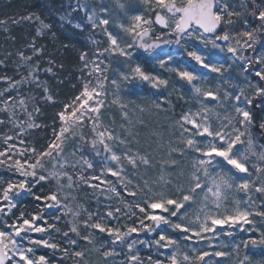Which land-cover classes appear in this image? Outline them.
I'll use <instances>...</instances> for the list:
<instances>
[{"label": "snow or ice", "instance_id": "obj_1", "mask_svg": "<svg viewBox=\"0 0 264 264\" xmlns=\"http://www.w3.org/2000/svg\"><path fill=\"white\" fill-rule=\"evenodd\" d=\"M9 19L35 22L36 29L24 50L15 53L17 69L26 74L0 76L7 85L0 89V113L6 116L0 125H10L14 133L0 135V168L11 174L0 179V264H223L214 258L233 253L232 264H264V258L248 253L264 249V227L254 219L264 223V0L68 3L55 21L66 33L62 47L75 36L92 47L79 52L80 89L55 113L52 138L40 148L25 139L42 127L33 117L40 107L34 103L29 112L28 98L17 102L10 93L35 85L42 102L55 103L35 58L46 50L38 39L49 33L55 39L56 33L53 23L35 12ZM47 63L43 71L55 75L51 54ZM179 81L187 93L180 92ZM139 85L156 90L148 108L157 113L174 116L172 97L178 93L187 105L167 125L150 131L155 149L148 140L138 149L130 146L140 144V133L129 117L135 101H125L122 93ZM17 103L27 120L17 118ZM113 105L124 121L121 131L114 120H104V110ZM136 124L147 127L143 119ZM161 150L166 158L157 159L153 152ZM82 187L99 194L97 204L103 196V210L89 211L77 200L74 193ZM230 191L245 194L234 196L231 207L224 195ZM23 197L37 202L38 210L14 211ZM48 209L59 215L46 216ZM48 217L56 222L69 217L67 230ZM237 232L251 235L235 242ZM140 246L150 254L142 256Z\"/></svg>", "mask_w": 264, "mask_h": 264}, {"label": "trees", "instance_id": "obj_2", "mask_svg": "<svg viewBox=\"0 0 264 264\" xmlns=\"http://www.w3.org/2000/svg\"><path fill=\"white\" fill-rule=\"evenodd\" d=\"M74 3V0H0V20H7L11 17L17 19L22 15H27L30 12L38 13L46 23H53V31L56 33V38L53 39L51 34H47L43 38L38 39L39 44L46 46V50L43 56L39 57L45 61L50 58H54L56 66L54 67L55 75L48 74L46 76L47 85L54 96L55 103H44L40 97L43 95L41 89L34 85L23 87L21 92L28 98L30 104H37L41 112L39 114L34 113V117L42 127L36 128L30 131L29 140L31 143L40 148L47 144L52 136V128L54 125L55 113L62 107V105L68 102L80 89L81 82L79 77L81 76L80 68L81 63L79 61V52L85 48H91L86 38L81 36H75L72 43L69 44L67 49L62 45L67 43L64 39L65 30L61 29L55 22L59 14H62L66 10L68 3ZM66 28L68 26H65ZM36 26L31 23H19L13 25L10 33L0 34V60H4L7 64L6 67H0V75L10 70H14L13 60L16 58V52L18 50H24L27 43L31 41V38L35 35ZM12 53L11 56H7V53ZM63 64V68L59 65ZM35 97V101L31 97ZM58 123V122H56ZM8 126L0 125V135L5 133L12 135L8 131ZM25 210L27 212L36 211L37 202L33 201L31 197H24L17 210ZM49 256L52 254L46 251Z\"/></svg>", "mask_w": 264, "mask_h": 264}, {"label": "rangeland", "instance_id": "obj_3", "mask_svg": "<svg viewBox=\"0 0 264 264\" xmlns=\"http://www.w3.org/2000/svg\"><path fill=\"white\" fill-rule=\"evenodd\" d=\"M109 3L112 2V0H108ZM115 10V9H114ZM41 17V16H40ZM43 19V18H41ZM8 23L6 25H0V34H8L10 33L13 25V23H11L10 19H7ZM23 23H31L33 25L36 26L35 22H28V21H22ZM5 28H7L8 30L5 31ZM173 48H175L176 46L173 45ZM26 54H31L30 52H26ZM35 59H39L40 61V73H39V77L42 81H47L46 76L50 73H45L43 71L44 68H47L49 65L47 63V60L43 61L41 60L39 57L35 58ZM35 59L33 61V63H35ZM19 62V58L16 56V58L13 60V65L15 66L14 70H10L9 72H5L4 74L0 75V76H8V77H12L13 79H20L21 75L26 74L25 69H17V63ZM192 64H194V62H191ZM6 63L4 62V64L0 65V67H6ZM157 72H159L160 74H162L163 76L167 77L169 75L172 76L173 80H175V76L174 74H169L167 72H165L162 69L157 68L156 69ZM201 71H205V70H201ZM111 75V73H110ZM216 83L215 80V74H211L210 78H209V84L214 86ZM29 85H24L22 86L19 91H12L10 94L12 96H14L16 98V101L18 102L21 98H25V96L22 94L21 90L23 87H26ZM35 86V85H34ZM7 87L6 83L4 81H0V89ZM132 91L125 94L122 93V95L124 96L125 101H135V104H129V117L130 119L133 121V123L135 124V128L137 131H139L140 135L138 137V139L140 140V144H136L135 142H133L130 146L135 150L140 148L142 145L145 144V141L148 140L149 143H152V147L153 149H155L156 144L154 143L155 138H149L148 134L150 133L151 130L153 129H159L164 125H167L170 121V119L178 117L181 110H182V106L184 108L187 107V105L184 104V101L182 100H178L177 99V95H174L172 97V100L174 102V104L176 105L175 107V114L174 116L168 114L166 115L163 112L157 113L155 110L149 109L148 106L151 102V100L154 98L152 96V93L155 92L156 90L150 89L147 85H139V86H129ZM177 87L180 89V92L183 93H187L188 92V86L182 82L179 81L177 82ZM111 96L108 97V100H111ZM28 104V111L32 112V108L33 105L30 104L29 102H27ZM136 105H142L146 108V111L141 113L139 111L138 108H136ZM34 117V114H33ZM0 118H5L6 116L4 113H0ZM17 118L19 120H27V114L24 112V110L22 108L19 107L18 103H17ZM35 119V117H34ZM138 119H143L145 125H147V127L140 125V124H136V121ZM104 120L106 123H111L113 120L115 121V127L117 129V131H121L119 129V125L124 122L121 118L120 115V110L117 106L113 105L111 107H106V109L104 110ZM35 122H37V120L35 119ZM39 124V123H38ZM36 129V128H35ZM34 130V129H32ZM30 130V131H32ZM29 131V133H30ZM27 134L25 139L28 140L30 143L31 141L29 140V135ZM11 134L13 135L14 133L11 132ZM52 138V136H51ZM18 144V141H17ZM32 144V143H31ZM33 145V144H32ZM19 146V145H18ZM153 155L157 158L160 159L162 156L166 158V152H164V150H161L158 153L153 152ZM131 171V169L129 170ZM141 172L144 171L143 168H141L140 170ZM149 174L150 175H155V172L153 170H149ZM11 177V174L4 168H0V179H9ZM133 179H136V177H133ZM46 188L50 187V185H46ZM74 195H76L77 200L80 203H83L85 205L86 208L89 209V211H95L97 208H100L101 210H103L104 204L107 203V201H104L103 196H100V203L97 204L96 202V197L99 195L98 193L94 192L91 189H87V188H79L77 189V191L74 193ZM224 195H226L228 197V205L229 207H231V201L232 198L235 196L236 198H244L245 194L244 193H236V192H227ZM24 198V197H23ZM22 198V199H23ZM21 199V200H22ZM131 199V198H129ZM211 199L212 197L209 196V206L211 207ZM254 200L257 201V203H260V197L258 196H254L253 197ZM73 207H75V203H73L72 205ZM38 210V209H37ZM36 210V211H37ZM51 212L53 216L55 215H59L58 212H55L52 209H48L45 213V215L47 216V213ZM69 219V217H62L61 220L59 222H56L52 219V217H48V222L49 223H56L57 227L61 228L62 230H67V225L66 222ZM254 219L257 221V227H264V223L261 222L260 217H254ZM248 227V226H246ZM36 236H40V235H44L45 237H47V233L45 234H33ZM51 235L52 237H54L55 239L59 240L60 239V235L58 233H56L55 231H51ZM251 235V233H244V232H237V235L235 237V242H239V240L241 238H248V236ZM258 235V234H257ZM220 241H224L227 243H231L230 239L226 236H221L220 237ZM220 241H217L216 243H219ZM81 247H83V243H81ZM224 251H231V248H226V249H222ZM39 251L41 253H45L46 251H48L49 253L52 254V251L49 249H39ZM140 251H141V255L142 256H147L149 255V250L147 248H144L143 246H140ZM249 255H251L255 260H259L264 258V249H260V248H256V249H249L248 250ZM241 255H243V251L241 252ZM122 257H117V261L119 259H121ZM235 258V254L233 253L232 257H217L214 258L216 260H220L223 261V264H232V260ZM93 259H96L95 254H93ZM64 264H71L70 260H65Z\"/></svg>", "mask_w": 264, "mask_h": 264}]
</instances>
